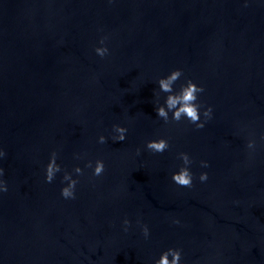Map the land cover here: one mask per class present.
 <instances>
[{
  "label": "water",
  "instance_id": "obj_1",
  "mask_svg": "<svg viewBox=\"0 0 264 264\" xmlns=\"http://www.w3.org/2000/svg\"><path fill=\"white\" fill-rule=\"evenodd\" d=\"M175 69L174 90L204 88L201 129L157 117L158 80ZM262 137L264 0H0V264H154L169 248L181 264H264ZM159 138L169 149L147 150ZM53 151L63 171L46 183ZM180 152L191 188L171 179Z\"/></svg>",
  "mask_w": 264,
  "mask_h": 264
},
{
  "label": "clouds",
  "instance_id": "obj_2",
  "mask_svg": "<svg viewBox=\"0 0 264 264\" xmlns=\"http://www.w3.org/2000/svg\"><path fill=\"white\" fill-rule=\"evenodd\" d=\"M107 37H103L100 39L101 47H95V53L101 58L105 57L109 54V49L105 45ZM183 75L182 70L175 69L171 71L169 75L164 78H160L158 80L159 90L167 93L166 99L163 105H159V100L157 99V106L155 107V111L157 117L162 119L165 124L170 122L179 123L182 120H187L190 124L195 125L197 129H201L205 126V122L212 118V108L211 106L204 107L203 104L198 102V94L204 92L203 86H198L192 80H187L185 83L181 84L179 90H174V84L180 79ZM157 97L159 93H156ZM204 108L203 117L204 120H201V112L200 109ZM169 113H171V117H169ZM113 131L117 134L112 137L114 142H123L126 139L127 128L120 125H113ZM264 139V137H262ZM98 143L104 144L106 143V137L100 135L98 138ZM170 147L169 142L165 138H159L154 140H149L146 142L147 150L153 153H163L168 150ZM256 147L255 139H249L247 143V148L250 150H254ZM136 154H140V149L136 150ZM6 153L3 150H0V158L4 157ZM79 155L76 156V159H80ZM178 159L182 160V166L179 168L177 172L172 174V181L180 186L191 188L193 186V173L190 170V165L193 163V160L186 152L178 153ZM201 167L207 168L208 162L201 161ZM86 168H92V176L99 177L104 173L105 165L103 160L97 159L93 166L92 161H88L85 165ZM63 171L61 166L57 163V152L53 151L50 155L49 162L45 168V182L51 183L56 177V174ZM73 172L77 174V176L83 175V169L79 166H76L73 169ZM4 169L0 167V177H3ZM208 179L207 172H202L199 175L200 182H206ZM62 182H67L66 186L61 189V196L65 199H75V189L78 184V180L74 179L72 173L64 171ZM7 183L2 178H0V193L6 192ZM139 223V222H138ZM173 223L179 224V220H174ZM124 231H128V226L130 225V221L125 219L123 221ZM142 234L145 239H147L150 235L149 228L147 225H142ZM181 256L182 250L178 248H169L164 251L158 260H155L154 264H181ZM171 257V259L169 258Z\"/></svg>",
  "mask_w": 264,
  "mask_h": 264
}]
</instances>
